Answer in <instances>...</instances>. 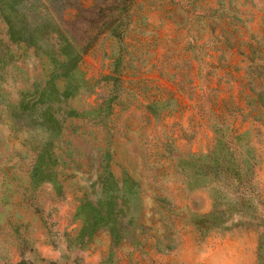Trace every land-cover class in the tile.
I'll list each match as a JSON object with an SVG mask.
<instances>
[{"label":"rangeland","instance_id":"obj_1","mask_svg":"<svg viewBox=\"0 0 264 264\" xmlns=\"http://www.w3.org/2000/svg\"><path fill=\"white\" fill-rule=\"evenodd\" d=\"M0 264H264V0H0Z\"/></svg>","mask_w":264,"mask_h":264}]
</instances>
